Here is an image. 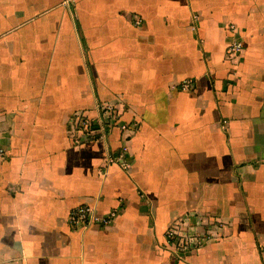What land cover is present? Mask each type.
<instances>
[{
	"label": "crops",
	"instance_id": "crops-1",
	"mask_svg": "<svg viewBox=\"0 0 264 264\" xmlns=\"http://www.w3.org/2000/svg\"><path fill=\"white\" fill-rule=\"evenodd\" d=\"M0 150V264H264V0H0Z\"/></svg>",
	"mask_w": 264,
	"mask_h": 264
},
{
	"label": "built area",
	"instance_id": "built-area-1",
	"mask_svg": "<svg viewBox=\"0 0 264 264\" xmlns=\"http://www.w3.org/2000/svg\"><path fill=\"white\" fill-rule=\"evenodd\" d=\"M141 23L140 18L134 19V24ZM229 30L234 31L233 24L228 25ZM242 43L240 40H233L226 46V53L232 56L240 52ZM97 119L91 120L87 115L75 113L74 119L70 123L71 136L78 140L82 136H90L92 138L103 137L114 127H119L120 130L125 131L130 128L129 125L117 124V111L113 106L105 103L98 104ZM96 123V124H95ZM96 125V127L94 126ZM127 152L126 145H122L121 151L117 155L108 157V163H116L121 168H128L129 162L126 161L125 155ZM1 153V150H0ZM116 216L115 210H110L105 214H98L89 204H81L72 208L68 215V222L74 227H84L89 224L106 225L113 221ZM210 237L209 231L205 232H183L177 229H168L166 231L167 242L181 251H192L201 246Z\"/></svg>",
	"mask_w": 264,
	"mask_h": 264
}]
</instances>
